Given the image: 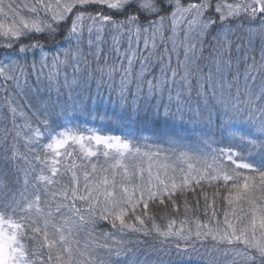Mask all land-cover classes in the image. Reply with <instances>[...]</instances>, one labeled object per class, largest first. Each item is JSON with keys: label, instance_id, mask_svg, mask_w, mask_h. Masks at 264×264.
<instances>
[{"label": "snow or ice", "instance_id": "6c2138e0", "mask_svg": "<svg viewBox=\"0 0 264 264\" xmlns=\"http://www.w3.org/2000/svg\"><path fill=\"white\" fill-rule=\"evenodd\" d=\"M222 256L264 264V0H0V264Z\"/></svg>", "mask_w": 264, "mask_h": 264}, {"label": "trees", "instance_id": "16d2710c", "mask_svg": "<svg viewBox=\"0 0 264 264\" xmlns=\"http://www.w3.org/2000/svg\"><path fill=\"white\" fill-rule=\"evenodd\" d=\"M209 191H211V190H209ZM181 204H182V201H181ZM203 205V201L201 200V206ZM183 212V208L181 207V213ZM201 215H202V212L200 213ZM158 222H160L159 220H158ZM102 229L103 230H106L107 229V226L106 225H103V222H102Z\"/></svg>", "mask_w": 264, "mask_h": 264}, {"label": "rangeland", "instance_id": "374dc122", "mask_svg": "<svg viewBox=\"0 0 264 264\" xmlns=\"http://www.w3.org/2000/svg\"><path fill=\"white\" fill-rule=\"evenodd\" d=\"M228 259H231V256H229ZM221 264H227V261L223 256L221 257Z\"/></svg>", "mask_w": 264, "mask_h": 264}]
</instances>
